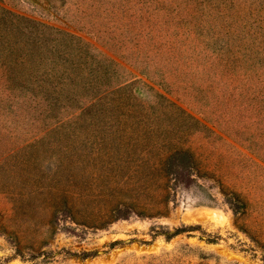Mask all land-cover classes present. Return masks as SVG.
Wrapping results in <instances>:
<instances>
[{
	"label": "rangeland",
	"instance_id": "obj_1",
	"mask_svg": "<svg viewBox=\"0 0 264 264\" xmlns=\"http://www.w3.org/2000/svg\"><path fill=\"white\" fill-rule=\"evenodd\" d=\"M0 264H264V0H0Z\"/></svg>",
	"mask_w": 264,
	"mask_h": 264
}]
</instances>
